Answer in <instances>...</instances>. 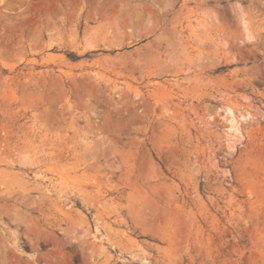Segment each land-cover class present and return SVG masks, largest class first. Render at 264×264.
<instances>
[{
    "label": "rangeland",
    "instance_id": "1",
    "mask_svg": "<svg viewBox=\"0 0 264 264\" xmlns=\"http://www.w3.org/2000/svg\"><path fill=\"white\" fill-rule=\"evenodd\" d=\"M8 249L264 264V0H0Z\"/></svg>",
    "mask_w": 264,
    "mask_h": 264
},
{
    "label": "bare ground",
    "instance_id": "2",
    "mask_svg": "<svg viewBox=\"0 0 264 264\" xmlns=\"http://www.w3.org/2000/svg\"><path fill=\"white\" fill-rule=\"evenodd\" d=\"M25 229H26V231L29 233V232H31V235H32V237L34 238H37V241H38V237H37V229H35L33 226H31V225H29V224H26V227H25ZM100 231L99 230H96V233H99ZM39 233V232H38ZM46 235L48 234V233H45ZM62 234H63V239L65 240V241H67V242H69V243H71L72 245H74L75 247H77V248H79V251H81V253H82V255H84V256H86L87 257V259L89 258L90 260H92L94 257H95V255H96V251H95V249L94 248H92L91 246H90V244H89V241H88V233L85 231V230H83V229H77L75 226H73V225H71V226H69L68 228H66L65 230H63L62 231ZM48 236L50 237L51 235L50 234H48ZM47 236V237H48ZM45 238L44 239V241H50L49 240V238ZM54 237V236H53ZM53 237H51V238H53ZM41 239V238H40ZM47 239V240H46ZM54 239H56V237L54 238ZM31 240V239H30ZM32 241V240H31ZM33 241H34V239H33ZM37 241H35V242H37ZM56 242H57V239L55 240ZM46 242H44V244H47ZM51 242H52V239H51ZM56 242H54L55 243V248H57L56 247ZM38 243V242H37ZM43 243V242H42ZM63 243V242H62ZM32 244H33V242H32ZM43 244V245H44ZM70 244V245H71ZM48 245V244H47ZM52 245H54L53 244V242H52ZM33 246V245H32ZM33 248V247H32ZM51 249H54L53 247L51 248ZM9 251H7V253H8V255H9V257L10 258H8L7 259V264H35V263H38L37 261H36V259L35 260H33V261H29V260H25V261H22L21 260V258L14 252V251H12V250H10V249H8ZM57 250V249H56ZM55 250V251H56ZM59 250V249H58ZM61 251V250H60ZM59 251V252H60ZM53 252V251H52ZM61 253V252H60ZM46 254V253H45ZM49 254V253H48ZM47 254V255H48ZM59 253H57V254H55V252L54 253H50L48 256H46L47 258L45 259L46 260V262L47 263H54L55 261L53 260V258H55L56 257V259L55 260H57V255H58ZM44 255V254H43ZM60 256H61V254H59ZM59 255H58V257H59ZM83 256V257H84ZM39 259V258H38ZM37 259V260H38ZM40 260V259H39ZM54 261V262H51V261ZM60 260V259H59ZM57 264V263H56Z\"/></svg>",
    "mask_w": 264,
    "mask_h": 264
}]
</instances>
